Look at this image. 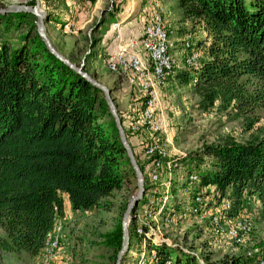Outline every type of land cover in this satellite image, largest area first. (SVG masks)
Segmentation results:
<instances>
[{"label":"trees","instance_id":"obj_1","mask_svg":"<svg viewBox=\"0 0 264 264\" xmlns=\"http://www.w3.org/2000/svg\"><path fill=\"white\" fill-rule=\"evenodd\" d=\"M178 2L183 17L200 24L209 39L200 61L198 56L196 63L170 72L198 97V109L217 106L231 112L251 132L244 142L224 138L192 154L155 158L158 165L176 163L188 187L195 175L192 189L227 201L226 212L231 202L232 212H238L255 198L264 218V126L252 130L264 109V0ZM29 17L35 16L18 12L0 15V20L21 25ZM32 26L33 35L26 32L19 46L0 44V248L35 256L64 215L63 195L75 212L107 207L104 199L134 172L103 92L50 53ZM68 58L78 65L76 58ZM131 148L148 189L145 167L151 159L142 163ZM146 202L144 197L139 205ZM142 228L154 254L152 264H257L255 255L244 253L224 255L215 263L207 253L197 257L167 240L158 242L147 225ZM121 236V224L105 235L113 261ZM167 246L186 256L173 260Z\"/></svg>","mask_w":264,"mask_h":264},{"label":"rangeland","instance_id":"obj_2","mask_svg":"<svg viewBox=\"0 0 264 264\" xmlns=\"http://www.w3.org/2000/svg\"><path fill=\"white\" fill-rule=\"evenodd\" d=\"M29 1L0 0V7L28 4ZM151 1L152 12L157 18L153 19L150 15L141 32L145 31L149 23L162 18L160 20L173 43L169 55L176 67H189L188 61L194 54L200 56V61L204 56L203 42L207 36L200 24H192L183 17L178 0ZM146 2L148 7L144 8ZM39 4L40 9L48 15L45 31L53 46L65 57L76 58L78 65L85 67L89 75L112 89L115 106H119L124 114L123 127L130 140L127 139L129 145H132V140L135 142L132 146L142 163L151 159L145 167L148 189H145L144 184L141 198L143 200L146 197L148 202L139 205L140 200L137 209L131 213L128 230L131 220L135 221V228L132 235H129L128 248L121 264H141L142 260L153 263L154 254L147 237L143 236L142 225L150 228L149 234L154 239L157 237L158 242L167 240L169 245L179 246L197 257L207 253L215 263L224 255L244 253L255 255L258 258L257 264H264V218L260 215V203L255 198H250L238 212H232V202L228 199L231 208L226 212L227 201L217 200L212 194L204 197L200 190L192 189L197 180L195 175L191 176L194 182L189 188L184 183L187 179L185 172L176 163L158 165L156 159L192 154L224 138L244 142L251 131L246 130L243 120L217 106L209 111L198 109V97L188 85H181L174 79L176 72L171 73L174 70L166 69L162 76L157 78L152 75L149 79L152 83L149 89L156 94L155 112L161 130L147 128L142 117L147 98L143 81L139 77L130 81L122 74L117 75L110 70V64L114 63L111 57L115 40L120 38L122 25L134 15L129 13L134 8L136 11L138 5L139 11L145 13L144 17L149 15L152 8L150 1L39 0ZM117 13L119 15L116 16ZM10 21L0 20V44L5 42L14 48L21 44L22 36L31 31L32 25L36 32V17L26 18L21 25L17 24V20ZM144 41L141 37H132L125 45V52L141 59L144 67L151 72L153 61L151 54L144 48ZM189 45L193 47L190 50L187 49ZM258 113L260 118L253 131L264 126V109ZM136 191V176L133 173L120 189L104 199L109 204L107 207L75 212L68 207L67 197L63 195L64 210L66 207L67 211L61 216L62 219L56 220V229L51 231L52 237H58L59 246L49 259V264H114V251L107 246L105 235L119 230L128 200ZM198 193L200 195L193 197ZM244 226L247 230L242 228ZM180 248L167 246L166 250L175 260L177 256H186ZM43 252L44 249L30 256L24 251L9 252L0 248V264H45Z\"/></svg>","mask_w":264,"mask_h":264},{"label":"water","instance_id":"obj_3","mask_svg":"<svg viewBox=\"0 0 264 264\" xmlns=\"http://www.w3.org/2000/svg\"><path fill=\"white\" fill-rule=\"evenodd\" d=\"M18 12H24V13H30L33 14L36 17L35 25H36V32L39 35V37L43 40L45 46L49 50L50 53H52L55 57H57L59 60H61L63 63L68 65L71 69H73L75 72H77L81 77H83L87 82L92 84L93 86L99 88L103 94L104 99L107 103L109 112L114 118L116 128L118 130L120 141L123 145V148L125 149L126 155L129 159V162L131 164V167L135 173L136 176V184H137V191L134 196H132L127 203L126 209L122 215L121 220V230H122V236H121V246L116 254L115 262L114 264H121L122 258L124 256V253L126 252L128 248L129 243V230H128V223L131 219V213L135 210V207L137 203L141 200L144 194V178L143 173L137 163V160L135 158L134 152L131 149L126 135L124 131V127L122 124V120L120 118V115L117 111V108L114 103V98L111 95L112 89L108 88L106 85L100 83L97 81L94 77L89 75L86 71L83 70L82 65H77L70 61L67 57L62 55L52 44L50 41L46 31H45V23L48 20L47 13L40 9L39 0H35V4L29 5V4H10L5 7H0V15H6L9 13H18Z\"/></svg>","mask_w":264,"mask_h":264},{"label":"bare ground","instance_id":"obj_4","mask_svg":"<svg viewBox=\"0 0 264 264\" xmlns=\"http://www.w3.org/2000/svg\"><path fill=\"white\" fill-rule=\"evenodd\" d=\"M154 14V12H152ZM154 19V18H153ZM162 19V18H160ZM156 20L152 23H149L147 28L144 32L147 33V40L143 42L145 50H147L151 54V58L153 61V69L151 72L144 67V63L141 59L134 58L132 61L129 62V67L123 68L122 72H120V75L127 77V79L136 80L135 78L139 77L145 86V89L147 90L146 95V103L143 106V112L142 114L144 116L143 119L145 120V124L148 127H152L157 130H161V126L158 123L157 115L155 112V106H156V94L155 91H150L149 87L152 84L151 81H149L150 77L153 75L155 77H160L162 74L165 73L166 69L169 70H177L176 63L174 60L170 58V48H172V41L170 40V35L165 30L164 24L162 23V20ZM164 22V21H163ZM152 25L153 30H150V26ZM149 30V31H148ZM191 37V36H190ZM130 40V39H129ZM127 41V43L129 42ZM127 43L125 45H127ZM130 56V54L128 53ZM150 57V56H149ZM197 55H193L191 59H189V64H193L197 62ZM143 58V57H142ZM150 58V59H151ZM151 61V60H150ZM151 61V64H152ZM152 66V65H151ZM164 67V69H163ZM180 67V66H179ZM110 70L112 72H116V64L111 63L110 64ZM118 75V74H117ZM133 83V82H132ZM148 99V100H147ZM135 123V121H134ZM151 130V129H150ZM156 130V131H157ZM230 204V203H229ZM247 230V227H242ZM56 227H54L53 230H55ZM242 230V229H241ZM238 237V236H237ZM236 237V238H237ZM237 240V239H236ZM59 246V239L57 236L52 237V232L49 235V238L46 242L44 252L45 253V264H49V259L54 256V251ZM44 259V254H43Z\"/></svg>","mask_w":264,"mask_h":264},{"label":"built area","instance_id":"obj_5","mask_svg":"<svg viewBox=\"0 0 264 264\" xmlns=\"http://www.w3.org/2000/svg\"><path fill=\"white\" fill-rule=\"evenodd\" d=\"M150 15L152 16V18H157L154 17V14L152 12H150ZM150 30H153L152 25L150 26ZM147 33L148 32L140 31L138 35L137 34L135 35V34H130L128 32V35H125L123 28H121L120 38L115 40V49L111 57V60L116 64V74L120 75V72H122L123 68L129 67V62L135 58V56H129L128 52H125V44L127 43V41L132 37H141L143 40H147Z\"/></svg>","mask_w":264,"mask_h":264},{"label":"crops","instance_id":"obj_6","mask_svg":"<svg viewBox=\"0 0 264 264\" xmlns=\"http://www.w3.org/2000/svg\"><path fill=\"white\" fill-rule=\"evenodd\" d=\"M149 1H150L151 5H152V8H151V12H152V10H153V3H152L151 0H149ZM146 7H148V2H146L144 8H146ZM129 14L130 15H133L134 14V15L131 16L129 19H127L126 22L122 25L124 34L125 35H128V32H129L130 34H135V35L137 34L138 35L140 33V31H142V28L144 26V23H145L146 19L150 16V14L147 15L146 17H144V14L145 13H144L143 10L139 11V5H138L136 11H135V8H134V9H132L131 13H129ZM117 15H119V14L117 13L116 16ZM112 32L114 33L113 30H112ZM205 37H206L205 41L207 42L209 38L207 36H205ZM114 97H115V95H113V98ZM115 102H116V100H115ZM118 110L120 111V107H119ZM120 113H121V116H124V114H123L122 111H120ZM122 124H125V120H123V123ZM131 142H132V145H134L135 142L133 140ZM66 202L68 204V207L70 208V204H69V201H68L67 198H66ZM65 211H67L66 207H65L64 213H65ZM60 219H62V217H60Z\"/></svg>","mask_w":264,"mask_h":264}]
</instances>
